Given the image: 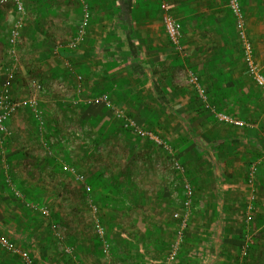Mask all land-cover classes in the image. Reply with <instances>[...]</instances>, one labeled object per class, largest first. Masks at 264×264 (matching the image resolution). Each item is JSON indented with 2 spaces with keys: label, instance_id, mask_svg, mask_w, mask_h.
Listing matches in <instances>:
<instances>
[{
  "label": "rangeland",
  "instance_id": "obj_1",
  "mask_svg": "<svg viewBox=\"0 0 264 264\" xmlns=\"http://www.w3.org/2000/svg\"><path fill=\"white\" fill-rule=\"evenodd\" d=\"M21 1L24 6L22 15L23 33L19 40L15 57H9L7 55L5 40L7 39L9 27L17 16L12 12L11 5L0 7V83L4 79H9L12 88L13 82L20 76L21 85L25 89H15L14 93L10 91L11 96L20 102L26 99V97L37 100L36 102H38L40 111L37 107L34 110L28 105L21 104L12 117L16 120L21 119L23 122L26 121V126L32 127L33 129L35 127L38 128L37 134L35 135L34 133L31 135L28 144L34 152L42 154L41 157L48 156L45 163L49 167L45 168L44 165H41L44 162H38V165L43 169H37L33 165L31 170L25 172L27 181L31 179V183L19 185L13 182V184L23 194L26 202L24 209H26L27 214H31L35 222L39 223L38 221L41 217L38 218V216L40 214L33 211L30 205L32 203H39L48 206L51 217H54L58 224V228L55 231L59 232L60 235L62 234L64 238V240L56 239L57 243L54 242L55 254L53 258L44 252V250L46 251L45 246L40 243L37 248V258L40 257L39 259L42 260V264H45L43 263L44 261L49 264H66L67 256L61 249L66 246L65 243H68L67 245H71L74 248L75 258L73 263L75 264H88V259H93L94 263L90 262V264H103V261L109 259L111 254L115 255V259L118 257L121 260L124 259L125 254L122 249L126 248V245L124 243L120 244V241H117L118 234L114 231L115 226L106 227L102 224L106 233V240L109 244L107 253L102 251L101 240L94 231L92 221L94 219L92 214L94 213L90 212V205H96V201L100 197L106 196L109 206L116 208V214H118L116 222L124 219L123 213L125 208L127 210L129 207L130 214H137L133 219V223L135 222L134 226L132 227L133 224H128V227L136 228V230L138 228L140 231V233L134 235L137 241H148V239H153L155 234L159 235L162 240V246L155 249V253L146 251L144 257L155 256L159 257V260H164L168 254L167 249L169 248V244L175 237L174 230L176 223L172 215L181 210L183 185L185 182H189L194 188V199L192 206L188 210V214H190L189 228L182 244L184 247L181 245V250L183 248L186 250L191 249L192 252L189 255L188 253L185 254L186 252L182 253L189 257L186 260H189L191 264H195L193 262L195 259L192 257L195 254L193 250L198 251L201 248V243L205 239V231L208 229L210 218H215L216 214H222V196L220 192L221 188L219 187V183H222L218 182L217 186H214V180L217 177L216 172L219 171L218 165L214 168V166H210L207 163L209 162L208 157L195 149L191 137L186 134L181 122L174 117V114L169 108H163L161 102L157 101L153 96V91L151 92L152 100L155 104L153 110L156 111L159 109L163 113L165 116V127H155L154 124L148 122V119L144 118L139 112L138 105L143 100V94L141 92H127L132 96L118 101L114 100L115 102L109 99L110 106L114 103V108L109 109L103 104L88 103L89 98L92 97L107 96L110 98L109 90L104 91V89H101L90 96L87 92H82L81 94L75 92L74 96H72V93L76 91L72 88L74 87L75 89V86L78 85V79L76 77V83L69 81L71 88H66V90L68 89L67 98L70 101H67L63 106L57 105V111H50L51 107L46 105L45 99L61 97L60 91L65 89L64 85L67 83L62 81L56 82L51 75H42L43 71L39 66L36 72L33 68H28L32 64H28L29 61L26 59L23 60V57L25 58L26 56V52L24 51L23 53V48L27 46L28 42L27 28H29L31 23H36L38 17L42 24H47L46 22L51 18L56 23H60L63 16L62 13H71V10L77 6L75 0ZM50 28H52V32L57 34L58 40L64 39L62 36L63 26L53 24ZM66 29L69 31V28ZM69 33L71 34V31ZM35 64H38L37 61ZM186 69L188 68L181 69L178 74L172 77V88L166 89L165 91L170 96V106L176 112L184 114L181 116L186 121L188 119L191 121L195 134L203 136L206 142L213 144L211 148L206 145L205 147L215 163L223 164L224 168H226L228 166L226 163L230 156V160H233L235 164H240L239 169H245L242 172V179L246 186H243V188L248 187V170L252 166L256 168V163L250 161L240 163L239 158H243L239 156L240 149L244 148V146L237 142L228 141L221 144L224 138L217 137L219 130L231 129L230 127L237 129L240 126L229 125L219 121L210 110H208L209 113L199 114V110L200 108L202 109V104L204 103H199L198 96L187 83L185 75ZM236 78H239L241 82L239 86H244L249 89L248 91H244V95L238 90L237 85L234 84L235 82H229L224 88L218 87L217 89L213 86L209 78L207 82L202 81V83L205 86L207 104L213 106L216 112H222L236 119L244 120L243 114L251 116V106L248 108L245 104L243 107L238 101L241 98H243V102L246 99L250 101L251 98H254L258 102L263 96L259 90L254 89L250 85L251 82L249 80H244L241 75ZM31 79L37 80L43 89L41 91H35L30 85ZM120 79L121 81H125L124 76H121ZM245 79L247 78L245 77ZM126 83H129L127 84L129 86L133 85L132 82ZM223 89L224 91L222 92ZM55 92L57 95H54ZM224 93L225 95L228 94L225 99L221 96ZM73 97L77 98L72 99ZM79 97L80 99L82 98L80 102ZM30 98H27V100ZM210 100L211 102L217 100V106L211 105ZM59 110L64 111L61 113L62 117H60ZM116 111L129 116L142 129L152 130L162 136L167 142L169 150L157 147L148 140L124 129L120 119L115 116ZM188 112H192L195 118L193 119V116H191L187 119L186 113ZM11 118L9 119L10 121ZM245 120L246 125L243 128H251L254 125L252 121L247 120V117ZM200 122H203V124L200 125ZM10 133L0 135V164H2L3 171L0 173V190L2 192V186L5 184L2 181V174L4 175V160L11 157L12 153L9 147L12 141L10 139ZM231 133L235 136L244 134L242 128L232 130ZM3 137L5 138V142L2 141ZM8 137L10 138L7 140ZM216 140L218 142H215ZM43 142L47 144L46 147L42 146ZM18 145L17 148L19 149L20 142H18ZM249 147H253V145L250 146L247 144V148ZM45 153L46 155H44ZM170 156L182 166V172L174 169ZM64 166L73 167L78 176H81V179H77L67 172ZM6 174L7 169H5ZM227 182L229 183L230 181ZM84 186L90 187L88 194L83 191ZM9 199L10 203L14 199L21 201L12 191H10ZM243 214L245 213L238 214L240 217L238 227L243 233L238 234L236 237H230L229 240L236 247L237 244H240V247L248 244L247 238L251 240L248 248V256L245 261L251 258L250 253L254 245L261 246L257 251L261 255L263 254V256H258V253H256L257 257H259L256 260L264 264V227H262L264 226V214L260 218V222L256 223L255 226L251 225L252 223H249V221L247 222L245 217H242ZM156 218L160 219L156 220ZM54 219L52 220L55 221ZM63 220H67L65 225H60ZM67 223H69V227L74 224L76 226V223L78 224L80 232L76 229L75 233L81 238V243L86 242V244L90 245L89 252L85 251L83 253L82 247L75 240V236L68 238L72 233L70 232L72 228L68 230L67 227L66 234L64 233L65 227L68 226L66 225ZM156 224H161L165 228V231L159 232L155 227ZM41 226L44 228V232H41V235H39L41 237L40 240L51 244L53 239L50 232L52 230L54 233V229L51 228L50 230V226H46L44 222ZM130 243H128V247L124 251L128 256L127 262L142 264L143 255L137 252V248L135 249L134 247L131 249L133 245ZM112 244L114 245V249H112ZM34 247H36L35 244ZM197 247L199 248L197 249ZM39 249H42V254H40ZM90 251L92 256L90 255ZM235 254H238V248ZM0 264H23V262L18 257L16 259L0 248ZM186 264L190 263L186 262Z\"/></svg>",
  "mask_w": 264,
  "mask_h": 264
},
{
  "label": "crops",
  "instance_id": "obj_2",
  "mask_svg": "<svg viewBox=\"0 0 264 264\" xmlns=\"http://www.w3.org/2000/svg\"><path fill=\"white\" fill-rule=\"evenodd\" d=\"M86 1L91 10L90 24L81 41L74 47H70L69 44L73 40L72 35H74L81 18V9L76 0L77 7L72 9L71 13H62L63 16L60 23H56L51 18L46 22L47 24H42L38 17V21L36 20V23H31V25L29 23L30 26L27 28L28 42L27 46L23 48V53L24 51L26 52L23 60L26 59L29 61L28 64H32L28 68L31 67L36 72L39 66L43 71L42 75H51L56 82L62 81L67 83H64L65 89L60 91L61 97L45 99L46 105L51 107L50 111H57V105L63 106L67 101H70L67 98L68 89L66 90V88H71L69 81L76 83L75 77H80V79H78V85L75 86V89L74 87L72 88L76 90L72 93V96H74L75 92H78V94L87 92L90 96L104 89V91L109 90L110 100L115 102L116 100L132 96L127 92H141L143 100L138 105L139 112L144 118L148 119V122L154 124L157 128L165 127V116L159 109L153 110L155 104L152 100L151 92L153 91V96L157 101L161 102L164 109L169 108L170 111L173 110L170 106V96L165 91L172 88V77L183 68H190L197 76L203 75L204 82H207L209 78L216 89L218 87L224 88L229 82H235L234 84L237 85L238 90L244 95V91H248L249 89L239 86L241 82L236 77L241 75L244 80L251 82L250 85L254 89L259 90L251 79L245 76L246 70L241 54V46L236 34L233 18L226 6L227 0H165L170 6V13L181 23L182 44L185 50L184 56H180L174 52L167 38L158 0ZM240 3L244 14L247 37L253 45L254 55L264 64V0H240ZM3 6L6 7V5ZM73 17L74 19H72ZM53 24L64 27L62 30L63 40H58L57 34L52 32L50 26ZM66 28H69V31ZM70 31L71 34L69 33ZM22 33L23 29L21 36ZM69 34L70 38L68 37ZM6 41L7 39L5 40L7 46ZM36 61L38 64H35ZM121 76L125 77V81H121ZM20 78L18 76L13 82L12 93H14L15 89H25L21 85ZM31 80L37 81L35 79ZM126 82H132L133 85L129 86L127 85L129 83ZM201 84L205 87L203 83ZM54 95H57L56 92ZM27 98L30 97H26L21 104ZM76 98L73 97L72 99ZM81 100L82 98L80 99L79 97V102ZM238 103L241 105L246 104L248 108L251 106V116L248 114L243 115V119L246 121L247 117V120L252 121L254 125L251 128L240 126L237 129L235 127L227 129L232 131L242 128L244 134L238 136L226 134L225 139L228 142H237L244 146V148L240 149L239 156L243 157L239 158L240 163H245L246 161L256 163L254 189L252 191V188L248 185V187L243 188V186H246L242 179V172L245 169H239L240 164H235L233 160H230L229 156L226 163L228 167L224 168L223 164L215 163L204 146L208 154L204 153L208 157L209 162L207 163L210 166H214V168L216 165L219 167V171L216 172L217 177H215L214 186H217L218 182L222 183H219L222 196V214H216L215 218H210L208 223L209 230L207 229L208 232L205 231V239L201 243V248L198 249L199 247H197L198 251L193 250L195 254L192 257L195 259L193 261L195 264H263L256 260V258L259 259L256 253H258V256H263V254L261 255L257 251L261 246L254 245L250 253L251 258L245 261V259L239 256L241 245L237 244L236 247L229 240L230 237H236L238 234L243 233L238 227L240 221L238 214L244 212L245 214L242 217H245V220L254 226L260 222V218L264 214V131L261 129L264 126V96L258 102L254 98H251L250 101L246 99L243 102V98H241ZM37 105L38 102H36V107L39 110V105ZM107 108H114V103L110 107L107 106ZM58 112L60 113V117H62L61 113L64 111L59 110ZM175 113L184 115L180 114V112ZM174 117L180 121L175 115ZM17 120L12 117L11 121L9 120L7 123L9 133L11 132V138L8 137L7 140L9 138L12 140L9 145L12 153L11 157L4 160L2 181L5 183L7 176L10 175L9 177L13 182L19 185H26V183H31V179L27 181L25 172L31 170L33 165L37 169L42 168L38 165V162H44L41 165H44L45 168L49 167L45 163L48 156L45 153L44 155L46 156L41 157L42 154L34 152L28 144L31 135L37 134L38 128L35 127L33 129L26 126V121ZM184 120L186 121V119ZM4 139L3 137V142H5ZM259 139L262 143L261 146L257 143ZM18 142H20L19 149L17 148L19 146ZM206 143L208 144V142ZM247 144L253 145V147L247 148ZM208 145L206 146L210 148L213 146L211 143ZM195 149L200 151L196 147ZM232 166L235 167L232 168ZM5 169H7L6 175ZM1 172H3L2 164H0ZM227 181L230 182L228 183ZM3 186V192L0 190V233L8 236L22 249L35 255L36 258L38 256L37 248L41 243L45 246L46 251L44 250V252L53 258L55 254L54 242L57 243V238L51 230L50 222L42 215L38 216V218L41 217L38 221L39 223L35 222L31 214H27L26 209H24L25 200L21 202L14 199V203H10V190L6 183ZM252 194L254 195V200L252 201L254 209L248 220L246 206L250 202V195ZM98 218L100 219L99 216ZM159 219L156 218V220ZM66 221L63 220L60 225H65ZM43 222L46 226H50L51 232L48 228L47 230L53 239L51 244L40 240L41 237L39 235H41V232H44V228L41 226ZM120 222V227L125 229V231L119 229L118 226L115 227L114 231L118 234L119 240H126L125 242H127L125 244L126 248L122 249L125 258L122 260L120 258L114 259L111 254L109 259L103 261V264H133L132 262H127L128 256L124 252L130 242L133 245L131 249L137 248V252L143 255V257L146 251L155 253V249L162 246V240L159 235L155 234V237L148 239V241H137L134 234L140 233L138 228L136 230V228L125 226L123 220ZM155 227L159 232L165 231V228L161 224H156ZM262 227L260 226V228ZM66 229L67 226L65 227V234ZM78 231L80 232V229ZM74 236L75 240L78 241V245L82 247L83 253L85 251L89 252L90 245L86 244V242L81 243V238L75 231L68 238ZM34 244L36 247H34ZM67 244L65 243V245ZM112 246V249H114L113 244ZM237 248L238 254L236 255ZM63 249L61 250L63 251ZM39 250L40 254H42V249ZM115 250L117 251V249ZM182 252H186L185 254L188 253L189 255L192 251L191 249L186 250L183 248L177 261L173 264H186V262L191 264L189 260H186L189 257L183 255ZM90 255L92 256L91 251ZM11 256L17 259L16 256ZM66 256V264H75L71 257ZM158 258L155 256L144 257L141 263L162 264L163 260H159ZM39 261L41 262L42 260L39 259ZM90 262H93V259H88V264ZM43 263L49 264L45 261Z\"/></svg>",
  "mask_w": 264,
  "mask_h": 264
},
{
  "label": "built area",
  "instance_id": "obj_3",
  "mask_svg": "<svg viewBox=\"0 0 264 264\" xmlns=\"http://www.w3.org/2000/svg\"><path fill=\"white\" fill-rule=\"evenodd\" d=\"M80 9H81V18L73 35V40L70 42L69 46L74 47L78 44L82 37L85 35L86 30L89 27L91 20V10L89 4L86 0H77ZM159 9L161 11V18L165 33L167 38L174 50L180 56L185 55V50L182 44V26L177 18H175L170 13V6L165 0H158ZM3 5H11L12 12L17 16L16 19L13 20L7 35V55L9 57H15L18 43L21 37L22 32V15L24 12V6L21 0H0V6ZM227 9L229 10L236 34L238 36L240 46H241V54L245 64V70L247 76L251 79V81L255 84V86L259 89V91L264 96V64H262L254 55V48L252 43L249 41L246 33V26L244 21V14L241 8L240 0H227L226 3ZM186 80L189 86L195 91L198 98L205 104V106L210 110V112L216 117L219 121L224 122L229 125L234 126H244L246 122L242 119H236L233 116H229L222 112H216L213 106L207 104V96L206 91L202 84L199 82L196 73L190 68L185 71ZM80 79V77H77ZM34 90L41 91L43 89L42 85L37 81H31L30 84ZM11 83L9 79H4L0 83V135H6L9 133L7 128L8 120L14 115V113L19 109L21 102L16 101L12 98L10 90ZM110 98L107 96H99L89 98L88 103L93 104H103L104 106H110ZM24 105H28L34 110H36V99L30 98L23 102ZM115 116L120 119L122 122V126L124 129L136 134L137 136L148 140L153 145L160 147L162 149L169 150L167 142L157 134L156 132L148 129H142L140 126L136 124V122L131 119L129 116L120 113L119 111L115 112ZM43 147H46L47 144L43 142ZM170 160L172 166L177 171L182 172V166L170 156ZM64 169L69 172L71 175L75 176L77 179H81V176H78L75 169L70 166H64ZM255 176H256V168L254 166L250 167L247 175V183L248 186L254 189L255 184ZM6 185L10 191H12L15 196L24 202L23 194L17 189V187L13 184V181L9 176L6 178ZM86 194L89 193L90 187L84 186L83 190ZM194 199V188L191 183L185 182L183 185V193H182V201H181V210L173 213L172 217L176 222L175 226V237L169 244L168 254L162 261V264H173L177 261L178 256L180 254L181 245L184 242L186 232L189 228V209L192 206V202ZM254 200V195H250V202L246 206V216L249 220L251 212L253 211L252 201ZM30 208L47 218V221L50 222L51 228L54 229V234L57 240H64L63 235L61 236L59 232H56L55 229L58 228V224L51 219V212L48 206L42 205L39 203H32ZM90 212L94 219L93 226L95 230V234L101 240V248L104 253H107L109 250V244L106 240V233L101 225L100 219L98 218V209L95 204L90 205ZM248 239V244H245L241 247L239 256L242 259H246L248 256V248L251 244V240ZM0 248L4 250L10 255H14L21 259L23 264H42L35 255L30 254L25 249H22L18 244H16L13 240H11L8 236L0 233ZM64 253L71 257L73 260L74 256V248L71 245H66L63 249Z\"/></svg>",
  "mask_w": 264,
  "mask_h": 264
},
{
  "label": "trees",
  "instance_id": "obj_4",
  "mask_svg": "<svg viewBox=\"0 0 264 264\" xmlns=\"http://www.w3.org/2000/svg\"><path fill=\"white\" fill-rule=\"evenodd\" d=\"M247 74V73H246ZM245 74V76H247ZM198 77V80H199V82L200 83H202V81H203V75H198L197 76ZM224 91V89L222 90V92ZM228 95V94H227ZM227 95H225V93L224 94H221V96H222V98H227ZM166 99H167V96H166ZM211 99V98H210ZM217 100H214V101H212L211 102V100H210V104L212 105H216L217 106V102H216ZM199 103H203V102H201V100L199 99ZM203 106H202V109L200 108V110H199V114H205V113H209L208 112V108L204 105V104H202ZM205 106V107H204ZM243 107H244V105H242ZM171 112L182 122V125H183V128H184V130H185V132H186V134L188 135V136H190L191 137V140L193 141V144H194V146L197 148V149H199L200 150V152L202 153V154H206V155H208L207 153H206V151H205V145H207V146H209L206 142H205V139H204V137L203 136H199V135H197V134H195L194 132H193V126H192V124H191V121H189V119H188V117H191V116H193V119L195 118V115H193L192 114V112H188V113H186L187 114V121H185L184 120V118L181 116V115H179L178 113H175L176 111L175 110H171ZM243 115H245V114H243ZM192 119V120H193ZM200 125L201 124H203V122H200L199 123ZM229 128V127H228ZM231 129H233L232 127H231ZM263 131H264V126L261 128ZM231 134V135H234L233 133H231V131L230 130H226V129H222V130H219L218 131V134H217V137L218 138H224L223 139V142L221 143V144H223L224 142H226L227 140L225 139V135L227 134ZM224 136V137H223ZM215 142H218V140H216ZM257 142V141H256ZM257 143H259V145L261 146V140L259 139L258 140V142ZM220 144V145H221ZM216 161H217V159H216ZM228 167V166H227ZM53 169V168H52ZM53 172H56V171H53ZM222 174H224L223 172H222ZM108 200H107V197L105 196V197H100L97 201H96V206H97V209H98V216L100 217V220H101V223L103 224V225H105L106 227H108V226H118V228L119 229H121L122 231H125V229H122L121 227H120V223L121 222H116V218H117V216H118V214H116V208L115 207H111V206H109V204H108V202H107ZM128 209H129V207H128ZM126 210V208L124 209V213H123V216H124V219H123V222H124V224H125V226H128V224H133L132 225V227L134 226V223H133V219L136 217V215L137 214H130V210ZM100 213V214H99ZM53 219H54V217H53ZM55 220V219H54ZM114 220H115V222H114ZM69 223H67L66 225H68ZM73 224V223H72ZM75 225V224H74ZM74 225H72V226H70L69 227V225L67 226L68 227V230H70V228H72V230L70 231V232H72V233H74V231H76V229H78V224L76 223V226H74ZM69 233V232H68ZM135 235V234H134ZM186 236V235H185ZM117 241H120V244H122V243H124V244H126V242L125 241H123V240H117ZM183 247H184V245H182ZM119 248H121V247H119ZM113 256V258L115 259V255H112ZM119 258V257H118ZM117 258V259H118Z\"/></svg>",
  "mask_w": 264,
  "mask_h": 264
}]
</instances>
